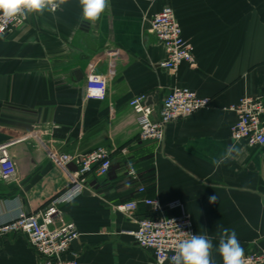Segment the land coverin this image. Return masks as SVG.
Segmentation results:
<instances>
[{"label": "crops", "instance_id": "1", "mask_svg": "<svg viewBox=\"0 0 264 264\" xmlns=\"http://www.w3.org/2000/svg\"><path fill=\"white\" fill-rule=\"evenodd\" d=\"M166 6L194 46L195 67L160 66L166 55L150 22ZM92 71L107 77L102 101L86 98ZM174 86L209 97L210 106L169 123L161 143L141 141L130 99L146 94L158 111ZM262 91L264 0H110L95 22L83 20L79 0H66L54 13L29 15L0 37V145L17 168L0 180V223L21 209L38 211L70 186L78 165L61 166L52 152L103 146L108 173H88L86 189L60 206L56 221L76 224L71 250L80 264H156L132 237L135 221L115 209L143 198L159 201L160 216L189 212L196 234L212 240L214 264H223L217 247L225 228L244 253L264 250V146L234 141L237 115L225 109ZM232 146L238 152L214 165ZM135 214L154 216L144 203ZM38 263L25 235L0 238V264Z\"/></svg>", "mask_w": 264, "mask_h": 264}, {"label": "built area", "instance_id": "2", "mask_svg": "<svg viewBox=\"0 0 264 264\" xmlns=\"http://www.w3.org/2000/svg\"><path fill=\"white\" fill-rule=\"evenodd\" d=\"M25 21L23 18L14 22L0 21V37L21 27ZM150 24V31L165 51V59L160 63L162 68L176 72L184 63L196 66L194 46L184 37L182 27L170 6L153 15ZM85 88L87 99L104 100L107 96L106 75L92 71L86 77ZM210 104L209 97L199 96L186 86H174L163 99L158 111L148 103L146 94L136 95L129 101V106L136 115L139 139L158 143L163 141L169 123L206 109ZM225 109L237 115L236 122L231 127V138L234 141H243L252 147L264 146V91L257 95L245 93ZM122 150L123 153L127 152L126 149ZM50 157L61 166L72 162L78 165V170L72 172L70 186L38 211L28 213L21 209L15 216L0 223V238L11 234L25 235L39 256L38 264H80L78 253L71 250L72 244L80 236L76 224L71 221L56 224V221L62 215L60 206L70 203L67 195L74 190L79 191L72 201L82 195L86 189L85 176L88 173L98 176L108 173L111 167L110 151L99 146L75 156L52 152ZM16 173V163L9 147L0 145V180H10ZM143 191L140 188V192ZM139 203L149 206L154 216H136ZM115 209L135 221L137 228L131 233L132 237L140 247L153 253L156 264L171 263L175 245L187 238L188 233L196 235L189 212L182 209L173 216L157 215L160 203L156 199H134L116 205ZM244 259L246 264H264V250L247 251Z\"/></svg>", "mask_w": 264, "mask_h": 264}, {"label": "clouds", "instance_id": "3", "mask_svg": "<svg viewBox=\"0 0 264 264\" xmlns=\"http://www.w3.org/2000/svg\"><path fill=\"white\" fill-rule=\"evenodd\" d=\"M66 0H0V21L14 22L29 15H42L45 11L55 12ZM82 9V18L85 21L95 22L110 7V0H79ZM233 152H238L235 146L228 149L225 156L214 159L213 164L219 167ZM79 191L74 190L67 195L69 202ZM216 196L209 198L215 203ZM213 243L206 235L188 233L187 238L180 240L174 248L171 264H214L212 259ZM217 251L223 264H246L244 249L237 239L235 230L223 229L219 238Z\"/></svg>", "mask_w": 264, "mask_h": 264}]
</instances>
